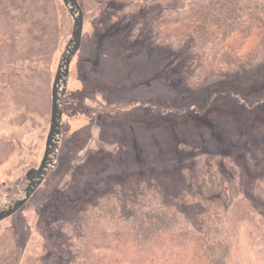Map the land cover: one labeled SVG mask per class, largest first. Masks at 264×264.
Instances as JSON below:
<instances>
[{"label": "rangeland", "instance_id": "obj_1", "mask_svg": "<svg viewBox=\"0 0 264 264\" xmlns=\"http://www.w3.org/2000/svg\"><path fill=\"white\" fill-rule=\"evenodd\" d=\"M57 6L64 24L54 53L24 63L36 73L32 87L48 88L47 104L27 111L0 90V141L8 151L0 165V210L23 198L24 176L43 157L52 82L72 31L61 0ZM89 17L70 65L55 166L26 205L0 223V241L15 236L21 263L41 257L50 222L108 184L155 174L175 186L187 161L210 154L231 160L241 178L228 212V264H264V206L248 186L264 175V65L186 89L173 76L180 60L171 52L149 48L142 37L131 40L129 24L102 32Z\"/></svg>", "mask_w": 264, "mask_h": 264}, {"label": "trees", "instance_id": "obj_2", "mask_svg": "<svg viewBox=\"0 0 264 264\" xmlns=\"http://www.w3.org/2000/svg\"><path fill=\"white\" fill-rule=\"evenodd\" d=\"M77 1L96 30L129 24L131 40L171 52L183 88L264 65V0ZM57 8L55 0H0V90L15 107L48 102V88L32 87L36 73L24 63L54 53L64 24ZM6 147L0 141V165ZM240 180L236 164L210 154L187 161L175 186L155 174L125 177L50 222L41 257L21 263L15 236L5 234L0 264H228V212ZM248 186L264 206V175ZM262 245L264 262V233Z\"/></svg>", "mask_w": 264, "mask_h": 264}, {"label": "water", "instance_id": "obj_3", "mask_svg": "<svg viewBox=\"0 0 264 264\" xmlns=\"http://www.w3.org/2000/svg\"><path fill=\"white\" fill-rule=\"evenodd\" d=\"M61 3L72 19V31L57 65L52 82L49 129L45 140L43 157L39 166L30 169L24 176L26 187L23 198L16 200L7 208L0 210V223L13 216L26 205L35 191L43 183L49 171L55 166L61 139V107L66 94L71 62L81 48L84 25L83 12L77 0H61Z\"/></svg>", "mask_w": 264, "mask_h": 264}]
</instances>
